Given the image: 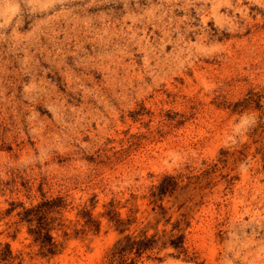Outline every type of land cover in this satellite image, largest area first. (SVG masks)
<instances>
[{"label":"rangeland","instance_id":"rangeland-1","mask_svg":"<svg viewBox=\"0 0 264 264\" xmlns=\"http://www.w3.org/2000/svg\"><path fill=\"white\" fill-rule=\"evenodd\" d=\"M47 2L0 0L17 7L0 15V264H108L142 233L163 238L135 264H264V0ZM48 200L56 255L22 216Z\"/></svg>","mask_w":264,"mask_h":264},{"label":"trees","instance_id":"trees-1","mask_svg":"<svg viewBox=\"0 0 264 264\" xmlns=\"http://www.w3.org/2000/svg\"><path fill=\"white\" fill-rule=\"evenodd\" d=\"M174 179L173 176H165L160 184L154 188L151 194L154 198V203L161 200L167 194L175 192L177 182ZM58 207L57 201L48 200L33 208L25 209L22 213L23 219L31 225L29 232L34 236L35 241L40 244L41 249L50 255H56L60 251L61 244L57 242L51 233L54 229L52 224L56 219L49 217ZM159 209L160 215L165 217L166 210L162 206ZM111 219L115 221V225L120 229V226L123 225L122 220L117 218ZM88 221L92 222L91 218ZM88 221L87 223H89ZM179 227L180 222H177L173 226L172 231L177 230L181 232L182 230ZM120 232L124 233V230L120 229ZM170 237L168 241L164 242V245L169 243L175 249H184L185 235L183 233L178 235L171 234ZM162 238H158L156 235L148 237L146 233H142L139 236L126 235L117 241L108 253V264H135L138 258L158 245Z\"/></svg>","mask_w":264,"mask_h":264},{"label":"clouds","instance_id":"clouds-1","mask_svg":"<svg viewBox=\"0 0 264 264\" xmlns=\"http://www.w3.org/2000/svg\"><path fill=\"white\" fill-rule=\"evenodd\" d=\"M57 2H59V0H48L47 3H44L42 5H40L42 8H51L53 7ZM17 11V7L15 5L12 4H8L5 6V9L0 12V15H2L4 17V21L5 23H8L11 18L12 15Z\"/></svg>","mask_w":264,"mask_h":264}]
</instances>
